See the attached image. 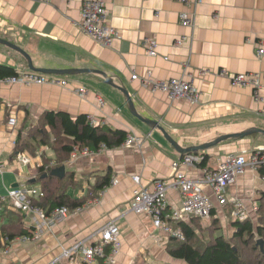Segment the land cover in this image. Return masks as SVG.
Here are the masks:
<instances>
[{
    "label": "crops",
    "instance_id": "1",
    "mask_svg": "<svg viewBox=\"0 0 264 264\" xmlns=\"http://www.w3.org/2000/svg\"><path fill=\"white\" fill-rule=\"evenodd\" d=\"M194 1L184 5L178 0H106L108 22L118 31L119 38L110 48H103L80 30L82 0H0V38L22 48L35 67L105 72L126 89L141 117L157 122L182 148L252 128L264 130V103L260 100L264 99V80L254 92L233 85L228 76L221 74L264 72V52L256 55L258 46L264 50V0H201L200 4ZM182 12L191 17L188 27L179 23ZM182 36L186 41L176 45V39ZM147 40L157 45L150 57L145 51ZM12 52L0 46V64L24 71V60ZM148 71L153 80L188 81L200 92L199 104L171 100L153 91L145 84ZM134 74L136 80L132 79ZM74 88H84L86 95L78 96ZM47 111L67 113L72 118L89 116L97 125L123 130L134 140L130 146L67 161L63 166L65 172L74 173L82 185L75 196L84 194L85 188L95 182V175L108 169L114 185L105 189L97 201H88L64 218L40 220L25 214L20 225L38 233L35 242L7 245V252L0 248V264H48L72 243L94 244L98 231L110 222L118 227L120 240L113 264L174 262L166 252L170 237L155 230L147 216L132 212L129 202L135 190H151L155 180L171 177V164L180 161L181 156L157 129L134 118L122 94L100 76H71L64 88L0 83V197L10 188L27 183L32 177L29 174L35 171L33 167L40 165L38 158L25 153L28 162L21 170L23 165L14 164L11 155L18 131L35 125ZM10 118L15 119L14 126L8 125ZM220 129L224 131L219 132ZM260 147H264V136L259 134L228 140L200 152L208 157L206 169L194 165L182 170L188 179L201 181L226 155ZM134 177L139 178L138 183H134ZM204 192L213 203L216 218L231 235L228 220L235 218L230 203L221 206L209 188ZM226 199L241 201L253 223L264 201V177L258 171L245 169L226 187ZM167 200L172 210L180 209L177 191L169 190ZM9 209V205L0 206V216L4 217L0 238L2 227L17 224L9 220Z\"/></svg>",
    "mask_w": 264,
    "mask_h": 264
},
{
    "label": "built area",
    "instance_id": "2",
    "mask_svg": "<svg viewBox=\"0 0 264 264\" xmlns=\"http://www.w3.org/2000/svg\"><path fill=\"white\" fill-rule=\"evenodd\" d=\"M37 3H50L52 0H26ZM184 5L189 4V0H178ZM200 4L201 0L194 1ZM193 2V4H194ZM179 23L182 27H188L191 24V17L186 12H182L178 16ZM80 30L88 36L96 44L103 48H110L112 43L119 38L118 31L108 22V11L106 0H82L80 5ZM186 41V37H179L175 44L180 46ZM146 54L150 57L154 55L157 47L152 40L145 41ZM264 50L258 46L256 55L261 56ZM226 74V73H222ZM231 82L235 86L248 87L254 92L260 87V81L264 80V72L261 74H240L230 75ZM132 79L136 80L137 76L132 75ZM4 84L19 85H54L61 88L67 87L69 80L59 77L42 75L24 70L18 72L17 76L0 80ZM146 86L153 91L165 94L171 100H185L193 105H198L200 101V92L194 88L188 81L182 78H173L166 81H157L151 79V72H147ZM74 92L84 97L86 91L84 88H74ZM264 103V99H260ZM90 125H96L91 117H87ZM9 126L15 125V119L8 120ZM132 136H127L123 146H130L133 143ZM105 151L104 145H101L99 152ZM96 153V154H98ZM87 150H75L71 154V159L77 156H93ZM199 161L197 156H185L180 161L173 162L171 169L173 174L167 179L155 180L151 185V190L138 189L135 190L129 202L130 210L136 214L147 216L152 223V227L164 233L165 236L183 241V234L179 229L173 228L171 222L183 221L189 216L198 217L208 220L214 209L213 203L204 192L206 188L211 190L216 202L221 206L230 203L232 215L237 220H245L247 217L243 204L239 200L227 201L226 187L232 184L236 177L240 176L243 171L250 168L254 171L264 170V147L255 148L250 151H244L239 154L226 155L213 171L206 172L201 181L188 179L182 170V167H193ZM27 157L25 154L16 157L17 164H26ZM1 168V167H0ZM134 183L139 182L138 177L133 178ZM114 185V180L111 182ZM169 190L177 191L180 199V209L172 210L168 204L167 192ZM42 196L39 189L27 188L24 185L18 186L7 191L5 196L0 197V205H9L10 210L18 211L24 214L33 215L35 218L45 220L51 217L64 218L68 215L65 208L56 209L46 217L42 210L32 204L33 200H37ZM38 234H32L13 237L8 239L1 236L0 248L7 252V245H25L35 242ZM98 239L92 245L85 242H75L65 247L54 257L48 264H76L79 262L85 264H94L99 258L104 257V248L108 246L111 251L105 257V264L112 263V257L120 246L119 229L112 222L104 225L98 231Z\"/></svg>",
    "mask_w": 264,
    "mask_h": 264
},
{
    "label": "trees",
    "instance_id": "3",
    "mask_svg": "<svg viewBox=\"0 0 264 264\" xmlns=\"http://www.w3.org/2000/svg\"><path fill=\"white\" fill-rule=\"evenodd\" d=\"M17 74L18 72L14 68L0 64V80L15 77ZM55 77L69 79L71 76ZM33 127L37 128L30 136H26L22 130L18 131L11 158L15 164L18 155L28 152L33 157L40 159V165L34 168L35 175L23 185L27 188L39 189L42 192V196L33 200L32 204L42 210L46 217H50L53 211L61 208H65L68 213L77 211L88 201H97L101 193L112 186L111 182L114 178L108 169L103 174L95 175V182L85 188L84 194L75 196V192L81 189L82 185L79 184L74 173L65 172L62 177L53 176L51 173L63 167L71 159V154L75 150L85 149L96 154L101 145H104L106 150L121 147L127 137L125 131L97 124L90 125L85 115L72 118L67 113L52 111L43 113ZM50 137H52L51 140ZM40 148H44L45 151ZM49 148L52 150V157H48L46 154ZM185 156H197L199 161L196 166L206 169L208 157L200 153H190L181 156L180 160ZM258 173L264 177V170H258ZM30 181L33 182L30 183ZM261 210H264L262 202L258 207V212ZM10 211L7 215L9 220L16 221L17 224L12 223L10 226L2 227V235L8 239L22 235L30 237L33 228L28 230L20 225L25 214ZM187 219L188 222H185ZM185 220H183L184 222H171L172 227L179 229L184 237L183 241L170 238L166 252L172 260L183 264H264V213L258 216L256 224L248 218L231 220V235L215 237L213 231L219 228L217 227L219 221L215 212L212 211L208 219V237L205 241L198 240L199 242L196 229L200 230L198 222L203 219L189 216ZM104 249V257L97 259L95 264H105V257L109 255L111 249L108 246H105Z\"/></svg>",
    "mask_w": 264,
    "mask_h": 264
},
{
    "label": "water",
    "instance_id": "4",
    "mask_svg": "<svg viewBox=\"0 0 264 264\" xmlns=\"http://www.w3.org/2000/svg\"><path fill=\"white\" fill-rule=\"evenodd\" d=\"M0 46L5 47L7 49H9L10 51L15 52L16 54L20 55L27 66V69L31 72L34 73H38V74H42V75H54V76H78V75H84V74H93V75H97L100 76L104 82L112 87L113 89L118 90L122 96L125 99V103L127 106V109L129 111V113L136 118L138 121H140L141 123L145 124L146 126L152 128V129H157L161 135L163 136V138L165 139V141L167 142V144L176 152L178 153L180 156L186 155V154H190V153H200V152H204L206 150H209L213 147L218 146L219 144H221V142H225L228 140H242L248 136L251 135H262L264 136V130L258 129V128H252L240 133H236V134H228V135H221L217 138H215L214 140L208 142V143H204L202 145L199 146H191V147H187V148H182L178 145L177 142H175L165 131L162 127H160L158 125L157 122L149 120V119H145L143 117H141L135 110L134 104L132 102V99L130 97V95L128 94V92L126 91V89L124 87H121L119 85H117L113 79L107 75L105 72L100 71V70H96V69H45V68H38L35 67L31 57L19 46L15 45L14 43H11L5 39L0 38ZM65 173V169L64 167H61L59 169L54 170L51 175L53 176H57V177H62ZM33 181H30V183H32Z\"/></svg>",
    "mask_w": 264,
    "mask_h": 264
},
{
    "label": "rangeland",
    "instance_id": "5",
    "mask_svg": "<svg viewBox=\"0 0 264 264\" xmlns=\"http://www.w3.org/2000/svg\"><path fill=\"white\" fill-rule=\"evenodd\" d=\"M12 53H14V54H16L15 52H12ZM16 55H18V54H16ZM17 57V56H16ZM19 59H23L22 57L20 58V57H18ZM24 60V59H23ZM26 65V63H25V61H24V70H26L25 68H27V66H25ZM28 70V69H27ZM38 127V126H37ZM37 127H33V125L32 126H30V127H27V128H22L21 130H22V132H25L26 133V136H30L31 134H33L34 132H35V129L37 128ZM221 131H224L223 129H220L219 130V132H221ZM30 138V137H29ZM52 139V137H50V140ZM221 143H223V142H221ZM41 149V148H40ZM39 149V150H40ZM28 153V152H27ZM49 153H52V150L49 148L48 149V151H46V154L47 155H49ZM29 154V153H28ZM31 155V154H30ZM52 157V156H51ZM37 159V158H36ZM38 162L40 163L41 161H40V159H38ZM15 164H16V162H15ZM23 167H25V165H23L22 167H21V170H23L24 168ZM36 167V165L33 167V169ZM19 171V172H21L22 174L24 173L23 171ZM33 171V170H32ZM34 172L35 171H33V172H31L29 175V177H31V176H34L35 174H34ZM11 189V188H10ZM70 192V191H69ZM262 205L264 206V201H262ZM130 208V207H129ZM264 213V210H261V212L259 213L258 212V214H255L256 216H255V218H253V223L254 224H256L257 223V221H258V216L259 215H261V214H263ZM41 220V219H40ZM231 220H235V219H231V218H229V222L231 221ZM250 220H252V218H250ZM232 222V221H231ZM3 223H4V217H1L0 216V227H1V225H3ZM198 224H199V229L200 230H198V228L196 229V232H197V235H198V238L199 239H197V241L199 240H202V241H205V239L208 237V232H207V229L209 228V220H200V222H198ZM230 224V223H229ZM208 227V228H207ZM217 227H219L217 230H215V231H213V235L216 237V236H219V235H222V236H226V237H229L230 236V234L229 233H227V231L225 230V227L222 225V223L219 221V223L217 224ZM227 227H230L229 225L227 226ZM34 234V233H33ZM38 234V233H37ZM198 241V242H199ZM207 241V240H206ZM259 243H261L260 241H258ZM164 264H183V263H179V262H167V263H164Z\"/></svg>",
    "mask_w": 264,
    "mask_h": 264
},
{
    "label": "bare ground",
    "instance_id": "6",
    "mask_svg": "<svg viewBox=\"0 0 264 264\" xmlns=\"http://www.w3.org/2000/svg\"><path fill=\"white\" fill-rule=\"evenodd\" d=\"M222 73H225V72H221V74H222ZM222 75H224V74H222ZM225 75L228 76V77L230 76V75H227V74H225ZM229 79H230V77H229ZM230 81H231V79H230ZM231 83H232V82H231ZM53 86H54V85H53ZM119 247H120V246H119ZM118 250H119V248H118ZM118 250H117V251H118ZM117 251L114 253V255H113V257H112V263H111V264H113V259H114V256L116 255Z\"/></svg>",
    "mask_w": 264,
    "mask_h": 264
},
{
    "label": "flooded vegetation",
    "instance_id": "7",
    "mask_svg": "<svg viewBox=\"0 0 264 264\" xmlns=\"http://www.w3.org/2000/svg\"><path fill=\"white\" fill-rule=\"evenodd\" d=\"M69 80V79H68Z\"/></svg>",
    "mask_w": 264,
    "mask_h": 264
}]
</instances>
